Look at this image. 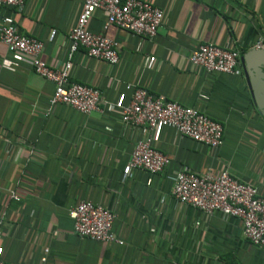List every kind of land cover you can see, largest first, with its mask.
Returning a JSON list of instances; mask_svg holds the SVG:
<instances>
[{
	"label": "crops",
	"instance_id": "crops-1",
	"mask_svg": "<svg viewBox=\"0 0 264 264\" xmlns=\"http://www.w3.org/2000/svg\"><path fill=\"white\" fill-rule=\"evenodd\" d=\"M149 1L164 11L152 41L113 26L104 31L103 13L94 12L88 30L117 40L120 60L110 65L84 52L74 56L71 81L101 93L99 110L89 116L58 105L44 118L54 83L0 42V259L5 263L264 264V250L245 238L239 219L203 214L172 193L181 171L218 175L228 169L264 198V118L241 65L234 75H223L190 62L201 44L235 49L240 58L263 47L264 0ZM83 2L26 0L22 11L2 14L14 18L21 34L41 40V59L56 65L66 60ZM128 84L204 112L223 126V145L214 152L161 128L156 148L170 165L156 175L141 169L127 174L142 132L123 124L120 110L111 106L130 103ZM82 201L116 215L123 246L76 235L69 211Z\"/></svg>",
	"mask_w": 264,
	"mask_h": 264
},
{
	"label": "built area",
	"instance_id": "built-area-1",
	"mask_svg": "<svg viewBox=\"0 0 264 264\" xmlns=\"http://www.w3.org/2000/svg\"><path fill=\"white\" fill-rule=\"evenodd\" d=\"M26 0H0V42L10 55L24 59L42 78L55 85L54 96L47 109L42 111L49 118L58 105L69 106L89 116L99 110L101 93L70 79L74 56L84 52L89 58L116 65L120 60V43L104 34L88 30L95 11H101L105 22L103 30L117 27L135 37L152 41L164 22V11L149 0H84L76 25L69 34L66 60L51 64L41 59L44 43L33 37L24 36L18 30L14 18L2 14L5 9L23 10ZM190 62L208 74L234 75L240 66V53L235 49L222 48L215 44H201L192 52ZM131 93L127 105L112 104L111 109L120 110L121 122L142 132L126 169H141L151 175L163 172L171 163L168 156L156 148L155 133L161 128L176 130L182 137L217 151L224 143V128L204 112L169 100L163 95H154L148 89L128 84ZM8 146V145H7ZM8 148V147H7ZM173 196L183 205L203 214L221 213L239 219L245 238L255 247L264 250V198L258 189L241 181L225 169L218 175H199L187 169L176 175ZM11 198H20L11 192ZM74 221L76 235L92 241L114 243L125 242L116 234V215L108 208L82 201L69 211ZM3 220H0V241L3 237ZM49 249L42 257L47 262ZM0 264H7L0 259Z\"/></svg>",
	"mask_w": 264,
	"mask_h": 264
},
{
	"label": "water",
	"instance_id": "water-1",
	"mask_svg": "<svg viewBox=\"0 0 264 264\" xmlns=\"http://www.w3.org/2000/svg\"><path fill=\"white\" fill-rule=\"evenodd\" d=\"M240 65L251 89L255 106L264 118V46L244 54L240 58Z\"/></svg>",
	"mask_w": 264,
	"mask_h": 264
}]
</instances>
